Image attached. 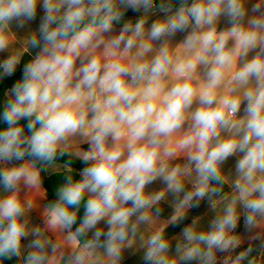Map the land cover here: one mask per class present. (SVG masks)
I'll return each instance as SVG.
<instances>
[{"label":"clouds","instance_id":"9594fccd","mask_svg":"<svg viewBox=\"0 0 264 264\" xmlns=\"http://www.w3.org/2000/svg\"><path fill=\"white\" fill-rule=\"evenodd\" d=\"M12 78L0 264H264V0H0Z\"/></svg>","mask_w":264,"mask_h":264},{"label":"crops","instance_id":"0c3cea01","mask_svg":"<svg viewBox=\"0 0 264 264\" xmlns=\"http://www.w3.org/2000/svg\"><path fill=\"white\" fill-rule=\"evenodd\" d=\"M253 2H255V0H253ZM39 15H42V13L41 12H38L37 20L34 21V22H32L25 29H21L20 30V35H23L25 33V31L28 30V28L36 29L38 27ZM137 15L138 14H136V13L132 12L131 10H129V12L126 15V18L127 17H135ZM223 26L224 25L222 24L221 27H223ZM180 38H181L180 36L177 37V39H180ZM234 163H235V158H231L227 162V164L225 166L226 169H232L233 166H234ZM50 175H53V174H50ZM160 186L161 185H160L159 182L154 183L153 185H150L149 186V190L158 189ZM38 202L40 204H44L45 203L44 200H38ZM171 211H172V209L166 205L164 207V211L162 213L163 218H167L171 214ZM201 215H204V217H205L203 223L207 224V221H208V219L211 218L212 213H211V210L209 208H206L205 211ZM32 219H33V222L34 223H41V217L39 215V211H36V212L33 213ZM241 223L242 224H241V228H240L239 233L242 234L243 236H245L246 241H245V245L244 246H247V237L250 234L245 231L244 226H243V220L242 219H241ZM177 234H179V233H177ZM29 239H31V238H29ZM25 244H27V241H25ZM174 244H175V242H173V249H174ZM257 244H259V241H257ZM255 254L256 253L254 252L253 255H255ZM122 264H144V262L142 261L141 255L139 253H135L134 254L132 250H126V252L124 254V259L122 261ZM191 264H195V262H191Z\"/></svg>","mask_w":264,"mask_h":264},{"label":"trees","instance_id":"16d2710c","mask_svg":"<svg viewBox=\"0 0 264 264\" xmlns=\"http://www.w3.org/2000/svg\"><path fill=\"white\" fill-rule=\"evenodd\" d=\"M28 59V57L25 58V60ZM19 73L17 74V77H18ZM14 79L15 78H12V79H5L4 81H0V96L3 95V91L10 87L11 84L14 82ZM5 125L0 122V128H3ZM86 147V146H85ZM77 170H79L83 165L80 163V162H75L74 165H73ZM62 181V178L60 176H57V175H50L48 176L45 180H44V185L43 187L48 191V199L51 200V199H54V191H55V188L58 187V185L61 183ZM47 201H45L46 203ZM208 208L207 206V203L206 202H202L201 203V206L199 208H195V209H192L190 214H189V219L184 221V225H186L187 223H190V219L192 216H195V215H201L205 209ZM241 222H240V225L237 229V231L239 232L240 231V228H241ZM183 225H181L182 227ZM168 231V235L171 236V235H174V234H177L180 232V227H169V229L167 230ZM221 256L223 254H220ZM4 264H16V260L15 258H13V260L11 261H8L6 260L4 262Z\"/></svg>","mask_w":264,"mask_h":264},{"label":"water","instance_id":"95a60500","mask_svg":"<svg viewBox=\"0 0 264 264\" xmlns=\"http://www.w3.org/2000/svg\"><path fill=\"white\" fill-rule=\"evenodd\" d=\"M127 18H131V19L135 20L137 18V16H135V17H127Z\"/></svg>","mask_w":264,"mask_h":264}]
</instances>
